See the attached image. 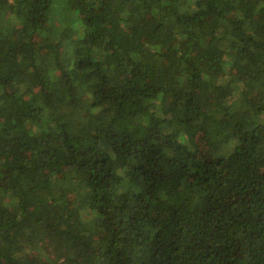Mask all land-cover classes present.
<instances>
[{
  "label": "trees",
  "instance_id": "16d2710c",
  "mask_svg": "<svg viewBox=\"0 0 264 264\" xmlns=\"http://www.w3.org/2000/svg\"><path fill=\"white\" fill-rule=\"evenodd\" d=\"M0 264H264V0H0Z\"/></svg>",
  "mask_w": 264,
  "mask_h": 264
}]
</instances>
